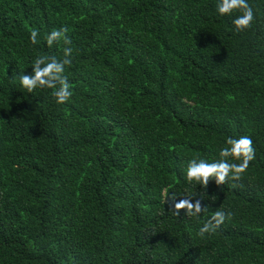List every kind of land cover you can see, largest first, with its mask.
Here are the masks:
<instances>
[{
    "label": "trees",
    "instance_id": "1",
    "mask_svg": "<svg viewBox=\"0 0 264 264\" xmlns=\"http://www.w3.org/2000/svg\"><path fill=\"white\" fill-rule=\"evenodd\" d=\"M217 3L0 0V264H264V0L243 31ZM64 26L58 104L18 77L63 58L45 36ZM245 135L239 181L188 183L189 161ZM173 197L233 217L201 238L209 215L177 216Z\"/></svg>",
    "mask_w": 264,
    "mask_h": 264
},
{
    "label": "clouds",
    "instance_id": "2",
    "mask_svg": "<svg viewBox=\"0 0 264 264\" xmlns=\"http://www.w3.org/2000/svg\"><path fill=\"white\" fill-rule=\"evenodd\" d=\"M216 9L220 15H231L234 11L241 14L233 21L237 31H243L251 27L255 20L253 7L248 0H218ZM69 28L67 26L59 29H53L50 34L45 36L47 45L52 47L55 43H63V58L56 56L40 55L33 61V73L26 75L21 73L18 77L21 86L29 93L37 88H47L52 90V96L58 104H65L73 96V85L69 82L65 74L66 66L72 64L73 48L72 40L67 35ZM31 42L36 44L38 32L32 29ZM231 160L239 163L230 162ZM255 159V149L251 137L245 135L238 139L227 138L226 146L219 150V159L208 162L205 159H192L189 161L186 169V178L189 184L193 181L201 184L207 189L210 180L214 179L218 186L226 184L229 180L239 181L242 175L249 168L250 162ZM236 187V184H232ZM184 198L177 201L172 199V210L179 216L181 210H186L189 217L198 218L200 214H208L209 219L199 228L198 235L201 238L205 234H215L217 230L225 223L231 220L233 213L225 211L223 207L209 213V206L202 203V199Z\"/></svg>",
    "mask_w": 264,
    "mask_h": 264
}]
</instances>
